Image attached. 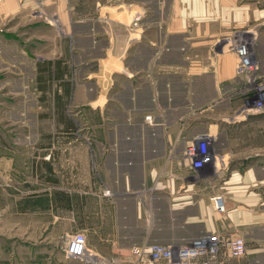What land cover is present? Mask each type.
Masks as SVG:
<instances>
[{"label":"crops","instance_id":"obj_1","mask_svg":"<svg viewBox=\"0 0 264 264\" xmlns=\"http://www.w3.org/2000/svg\"><path fill=\"white\" fill-rule=\"evenodd\" d=\"M256 2L54 0L51 4L63 35L72 40L74 53L73 58H45L35 66V88L40 97H50L48 111L69 122L64 113L69 97H112L114 101L110 143L107 151L100 144V151L102 174L114 191L116 225L110 237L103 235L101 226L96 227L101 240L116 246L112 255L143 242L180 244L204 233L240 234L245 253L233 262L264 264V222H253L241 206L228 208L216 221L218 215L209 204V196L218 189L225 193L226 203H233L228 193L242 189L241 182L225 186L226 191L223 185L212 188L209 183H193L187 178L192 169L183 165L181 157L188 141L200 133H207L222 153L255 137L258 126L231 119L235 101L231 104L227 97L237 95L232 92L239 79L234 74L236 56L231 45L238 30L255 29L258 68L264 72V8ZM135 13L140 20L130 29ZM43 65L44 83L38 80L42 74L38 68ZM92 71L95 85L81 81ZM106 77L111 79L109 87L113 86L109 93L97 88L106 85ZM204 107V116L194 113ZM60 130L69 133L73 128L64 124ZM244 174L246 182L253 179L254 171ZM149 182L156 183L146 195L153 220L145 227L136 224L132 192ZM85 198L57 190L49 203L78 211L85 221L89 219L83 210ZM121 259L126 261V256Z\"/></svg>","mask_w":264,"mask_h":264},{"label":"rangeland","instance_id":"obj_2","mask_svg":"<svg viewBox=\"0 0 264 264\" xmlns=\"http://www.w3.org/2000/svg\"><path fill=\"white\" fill-rule=\"evenodd\" d=\"M256 1L264 8V0ZM52 3L54 0H0V157L5 156L0 159V264H80L65 258L61 250L63 240L74 232H82L89 249L106 260L114 256L112 251L116 249L101 240L96 229L101 226L103 235L110 237L111 228L116 225L114 191L102 174L100 151V144L107 151L110 143L113 98L69 97L64 110L68 122L48 111L50 97H40L35 88L37 63L45 58H73L74 53L73 49L70 51L72 40L63 35ZM134 27L130 22L129 28ZM248 29L251 28L238 31L248 36ZM253 32L256 34L255 29ZM255 47L256 37L251 48L258 65ZM256 72L264 74L259 68ZM93 74L92 71L81 81L95 85ZM109 81L106 77V85H99L98 90L109 93L113 87H109ZM260 82L264 89V79ZM242 88L238 80L232 90L236 97H227L236 106L234 113L230 112L231 119L258 126L254 139L224 153L212 141L214 166L207 163L196 173L192 170L191 178H187L199 185L209 183L212 188L223 185V191L225 186L232 188L241 182L242 189L228 193L233 203L225 201V213L228 208L241 206L253 222H264V97H251L254 90L241 94ZM205 110L204 107L194 113L204 116ZM63 123L73 130L63 133ZM183 150L182 162L189 170ZM248 169L254 175L245 182ZM204 178L205 182L200 181ZM154 185L145 183L143 189L132 192L138 225L146 227L153 220V207L146 195ZM57 190L86 195L83 210L89 219L83 221L78 211L69 212L50 204V197ZM214 193L226 200L220 189ZM218 217L216 221L222 218Z\"/></svg>","mask_w":264,"mask_h":264},{"label":"built area","instance_id":"obj_3","mask_svg":"<svg viewBox=\"0 0 264 264\" xmlns=\"http://www.w3.org/2000/svg\"><path fill=\"white\" fill-rule=\"evenodd\" d=\"M139 19L140 14L135 13L130 22L136 25ZM247 33L248 36L236 35L231 45L236 56L234 74L243 85L241 94H249L254 90L251 97H257L256 100H259L264 97V89L260 82L264 79V74L258 75L256 72L258 65L254 61L251 48L252 40L256 36L251 29H248ZM242 112L243 110L240 114ZM144 119L150 121L149 115H145ZM211 143V137L203 133L195 136L183 150L188 166L194 173L207 163L214 166L216 156L211 154ZM193 179L198 180L194 175ZM208 199L215 214L225 213V200L222 195L213 193ZM61 250L65 258L75 259L80 264H248L233 262L245 253L244 238L240 234L221 237L213 233H204L188 238L180 244L145 242L132 244L125 252L117 250L111 259L105 260L86 246V237L82 232H74L63 240ZM123 255L126 256V261H122Z\"/></svg>","mask_w":264,"mask_h":264},{"label":"trees","instance_id":"obj_4","mask_svg":"<svg viewBox=\"0 0 264 264\" xmlns=\"http://www.w3.org/2000/svg\"><path fill=\"white\" fill-rule=\"evenodd\" d=\"M45 65H43L42 67H39L38 70L42 71V74H40L38 76V80L39 82L42 81L44 83V81L46 80V75H45ZM41 87L45 88V85H43L42 83H40Z\"/></svg>","mask_w":264,"mask_h":264},{"label":"bare ground","instance_id":"obj_5","mask_svg":"<svg viewBox=\"0 0 264 264\" xmlns=\"http://www.w3.org/2000/svg\"><path fill=\"white\" fill-rule=\"evenodd\" d=\"M233 38V37H232ZM235 40V39H234Z\"/></svg>","mask_w":264,"mask_h":264}]
</instances>
